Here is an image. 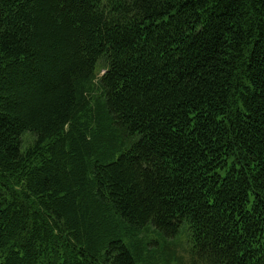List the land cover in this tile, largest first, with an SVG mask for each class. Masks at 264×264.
I'll list each match as a JSON object with an SVG mask.
<instances>
[{
    "label": "trees",
    "instance_id": "16d2710c",
    "mask_svg": "<svg viewBox=\"0 0 264 264\" xmlns=\"http://www.w3.org/2000/svg\"><path fill=\"white\" fill-rule=\"evenodd\" d=\"M183 236L264 264V0H0V264H180Z\"/></svg>",
    "mask_w": 264,
    "mask_h": 264
},
{
    "label": "rangeland",
    "instance_id": "374dc122",
    "mask_svg": "<svg viewBox=\"0 0 264 264\" xmlns=\"http://www.w3.org/2000/svg\"><path fill=\"white\" fill-rule=\"evenodd\" d=\"M101 63H102V61H100L98 63V69H97V76L98 77L103 75L105 72V70H103L101 67ZM101 93H102V91L100 89H97V91L95 92V95L96 94L101 95ZM171 247L173 248L176 257H178L180 259V262H181L180 264H193L192 258L189 255L190 244L188 243L186 236H183L180 239V241H176V243L172 244ZM51 249H52L51 245L47 246L48 251H51ZM54 251H56V247L54 248ZM51 257H52V253H49V255L47 257L48 260Z\"/></svg>",
    "mask_w": 264,
    "mask_h": 264
}]
</instances>
